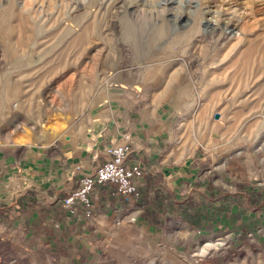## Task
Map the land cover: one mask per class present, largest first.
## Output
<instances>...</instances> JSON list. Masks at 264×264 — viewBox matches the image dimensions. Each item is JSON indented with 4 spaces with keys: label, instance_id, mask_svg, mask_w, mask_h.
Masks as SVG:
<instances>
[{
    "label": "rangeland",
    "instance_id": "rangeland-1",
    "mask_svg": "<svg viewBox=\"0 0 264 264\" xmlns=\"http://www.w3.org/2000/svg\"><path fill=\"white\" fill-rule=\"evenodd\" d=\"M124 20L144 30L142 49ZM0 51V153L16 166L72 139L100 155L109 114L159 113L182 156L200 159L194 184L176 186L181 219L158 222L175 203L154 194L82 238L0 226V264H264V200L249 191L264 188V0H0ZM204 207L208 223H190Z\"/></svg>",
    "mask_w": 264,
    "mask_h": 264
},
{
    "label": "crops",
    "instance_id": "crops-1",
    "mask_svg": "<svg viewBox=\"0 0 264 264\" xmlns=\"http://www.w3.org/2000/svg\"><path fill=\"white\" fill-rule=\"evenodd\" d=\"M156 115L154 121L144 122L141 115L124 120L109 114L100 145H104V151L107 145L127 136L130 154L126 165L138 167L143 175L140 179L132 180L136 189L140 193L145 191L148 196L161 194L159 196L164 195L167 199L166 195H170L168 200L174 197L172 212L155 213L158 222L167 225L168 217L182 218V202L188 196L180 193L176 186L194 184L188 174L193 173V168H198L200 159L186 160L175 145L173 128L162 122L166 118L164 120L159 113ZM52 147L56 149L55 152L34 153L21 159L18 166V159L11 161L15 156L14 151L0 153V172L8 177L5 185L0 186V226L18 233L29 231L38 236L40 233L46 234L45 237L41 235L35 238L39 241L48 237L61 240L59 236L63 233H76L82 238L83 234L89 235L98 230L97 224L102 216L109 217L133 207L131 200L123 198L115 185L106 183L94 186L88 208L80 201H76L72 209L66 208L64 199L79 187L83 174H92L102 160L99 154L92 155L90 150L81 148L74 139L64 141L59 147ZM183 175L186 176L184 179ZM87 211L90 217L86 216ZM142 211L141 208L136 211L138 216ZM144 219L141 218L143 224L153 226L154 231L158 230Z\"/></svg>",
    "mask_w": 264,
    "mask_h": 264
},
{
    "label": "built area",
    "instance_id": "built-area-1",
    "mask_svg": "<svg viewBox=\"0 0 264 264\" xmlns=\"http://www.w3.org/2000/svg\"><path fill=\"white\" fill-rule=\"evenodd\" d=\"M130 154V144L127 136L114 144H109L100 154L101 163L95 168L92 174H83L79 180V187L64 199V206L72 209L76 201H80L87 208L90 206V194L96 184L110 183L116 186L117 192L125 199L134 201L139 197L133 179L143 177L138 167L126 165ZM90 217V212H86Z\"/></svg>",
    "mask_w": 264,
    "mask_h": 264
},
{
    "label": "bare ground",
    "instance_id": "bare-ground-1",
    "mask_svg": "<svg viewBox=\"0 0 264 264\" xmlns=\"http://www.w3.org/2000/svg\"><path fill=\"white\" fill-rule=\"evenodd\" d=\"M181 19V18H180ZM234 23V22H233ZM185 24V23H184ZM210 23L209 22H206V26H208ZM221 24V23H220ZM225 24V23H224ZM186 25V24H185ZM230 25H233L235 26L234 24H230ZM210 26V25H209ZM214 28H211L210 29V32L213 33V34H217V36L220 34V30L218 31L217 29H215V26H213ZM225 27V26H224ZM161 28V27H160ZM226 28V27H225ZM168 29V27H163L162 30L160 29H155V31L157 32V35H161L162 32L166 31ZM187 29V28H186ZM197 29H198V25H197ZM149 31V30H148ZM177 31V30H176ZM185 31V30H184ZM123 33V37L128 40L130 42V45L131 47L134 49V50H140L142 49V47L145 46L144 44V40H143V37H144V30L141 28L140 30L138 29H134L131 25H130V22L128 20H124V31H122ZM228 34V33H226ZM225 34V36H226ZM174 35V34H173ZM209 35V34H208ZM164 36V35H163ZM205 36V35H203ZM158 37V36H156ZM202 38V37H201ZM209 38V37H208ZM214 38V37H213ZM215 39V38H214ZM147 46V45H146ZM133 51V50H132ZM1 52V51H0ZM1 58V57H0ZM258 143V142H257ZM17 147L21 146L20 144L19 145H16ZM54 146V145H53ZM257 150L258 149H263L264 148V137L259 141V143L256 145ZM220 240V239H219ZM223 241V240H222ZM210 243V242H209ZM193 246V245H192ZM209 247L210 245H206V246H202L200 248V251L199 252H203L202 250H206L208 251L209 250ZM213 251H216V250H220V247H218L217 244H213ZM188 249V248H187ZM212 249V248H211ZM190 253V252H189ZM192 253V252H191ZM190 253V254H191ZM185 256L187 257V253H185ZM192 257V256H191Z\"/></svg>",
    "mask_w": 264,
    "mask_h": 264
},
{
    "label": "trees",
    "instance_id": "trees-1",
    "mask_svg": "<svg viewBox=\"0 0 264 264\" xmlns=\"http://www.w3.org/2000/svg\"><path fill=\"white\" fill-rule=\"evenodd\" d=\"M136 190H138L137 192L139 194L140 193L139 189H136ZM249 191L252 194L251 197H252L253 201L256 200V202H259V201H263L264 200V188H256V189L250 188ZM141 193H142V195H141ZM141 193H140L139 198L136 199V203L139 204V206L143 210H145V209H147L146 208L147 205H149V204H147V201H148L147 193L145 191H143ZM219 200L221 201L222 198L220 197ZM192 207H193V202L190 201L189 204H188V209H184V208H186V206H184L183 210H184V212H192L191 211L192 209H189V208H192ZM208 212H209L208 207H204V209L202 208L200 210V212L195 213V215L191 217L190 223H192V224H194V225H196L198 227H204L202 224L208 223V221H207L208 220V218H207ZM212 219H214V216H212L210 222L212 221ZM211 223L210 224H206V226H207L206 228L210 229L212 227Z\"/></svg>",
    "mask_w": 264,
    "mask_h": 264
}]
</instances>
